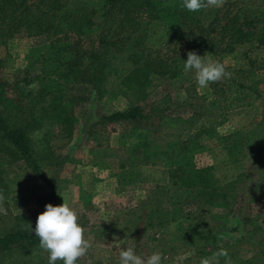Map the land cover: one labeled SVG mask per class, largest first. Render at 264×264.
I'll return each instance as SVG.
<instances>
[{
	"label": "trees",
	"instance_id": "obj_1",
	"mask_svg": "<svg viewBox=\"0 0 264 264\" xmlns=\"http://www.w3.org/2000/svg\"><path fill=\"white\" fill-rule=\"evenodd\" d=\"M181 3L0 0V46L22 33L36 40L32 62L13 82L0 79V204H10L13 212L19 211L17 218H25L24 211L37 201L41 209L33 229L47 204L59 205L58 175L51 180L46 170L55 168L52 143L74 137L76 109L90 98L79 95L76 87L85 84L100 98L133 100L126 109L102 115L90 126L88 139L97 142L105 158L116 159L123 186L154 184L143 206L156 224L175 225L197 251L207 252L216 211L225 223L242 210L241 193L229 185L232 180L220 186L218 168L228 161L237 163L244 150L251 157H264V91L242 79H224L209 85L215 98L203 104L190 72L193 77L182 84L190 115L175 114L169 94L151 106L139 101L163 81L183 75L189 51L223 63L225 55L253 43L243 57L250 70L264 69V0H225L222 7L199 12H189ZM235 114L246 115L249 123L229 135L220 133L219 126ZM129 120L144 123L134 145L113 147L109 133L98 130L103 124ZM130 148H135L133 154ZM204 151L216 162L199 166L196 157ZM221 154L228 159L220 161ZM248 234L264 253V227L255 226ZM38 245L30 227L0 233V264H48V254ZM40 251L44 254H36ZM259 261L261 256L254 255L242 264ZM78 264L86 263L80 259Z\"/></svg>",
	"mask_w": 264,
	"mask_h": 264
},
{
	"label": "rangeland",
	"instance_id": "obj_2",
	"mask_svg": "<svg viewBox=\"0 0 264 264\" xmlns=\"http://www.w3.org/2000/svg\"><path fill=\"white\" fill-rule=\"evenodd\" d=\"M35 42V38L22 33L0 46L2 81L6 84L13 82L15 74L32 62L31 51L35 47ZM251 46L253 43L241 45L235 52L224 56L223 63L231 73V78H225V81L229 82L233 78L242 79L243 83L264 91V69L250 70L248 60L243 57ZM240 68L245 69L246 72L243 74L238 72ZM191 77L193 75L190 73H183L178 78L165 80L146 100L139 102L151 106L156 100L169 94L176 103L174 113L188 116L191 108L184 104L186 94L182 84ZM76 92L90 98L76 109L79 124L76 126L74 137L70 141L52 143L57 155L53 161L55 168L47 169L46 173L51 180H54V173L58 175L56 182L59 205L63 203V197L68 200L70 207L78 214L79 223L85 229V237L91 243L87 255L81 258L83 263L119 264L120 250L131 246L143 257L150 256L154 252L161 253L163 257L161 264H200L201 258L210 257L221 247L227 249L232 264H242L243 260L250 259L254 255L261 256L262 261H259V264H264V253L255 248L253 241L247 238L252 237L248 234L250 229L259 225L264 227V157H251L244 150V156L241 155L237 163L228 161L222 170L218 168L217 177L221 181L220 186L224 187L226 182L232 180L229 185L241 193L239 204L242 205V210L239 209L235 217L232 216L231 220L225 223L216 211V217L211 221L210 238L211 244L216 245L217 248L214 249L210 244L206 253H200L191 245L192 240L183 239L175 225L162 222L156 224V219L153 220L146 214L149 208L143 205L154 184L139 181L134 187L123 186L118 177L121 170L116 159L105 158L97 142L88 139L90 126L102 115L126 109L133 100L125 96L112 98L109 95L100 98L90 86L85 84L78 85ZM198 93L203 104H209L215 98L210 86L198 88ZM248 123L246 115L235 114L218 129L220 133L229 135ZM143 126L144 123L129 120L103 124L98 130L107 131L110 144L118 147L125 142L136 144L138 139L135 133L144 129ZM158 141L164 145L165 141L162 137H158ZM134 151L135 148L129 149L130 154ZM196 158L199 166L216 162L206 151ZM218 158L220 161L228 159L223 154ZM235 176L240 179L235 180ZM130 177L129 173L126 174L125 180ZM223 178L228 180L224 181ZM40 209L37 201H33L24 211L27 216L17 218L19 211L13 212L10 204H0V233L9 229L29 228L30 224L35 223L34 216ZM235 223L238 229L232 231L230 227L235 226ZM36 254L43 255L44 252L40 251ZM220 264H225L223 257L220 258Z\"/></svg>",
	"mask_w": 264,
	"mask_h": 264
},
{
	"label": "clouds",
	"instance_id": "obj_3",
	"mask_svg": "<svg viewBox=\"0 0 264 264\" xmlns=\"http://www.w3.org/2000/svg\"><path fill=\"white\" fill-rule=\"evenodd\" d=\"M224 3L225 0H182L181 7L189 12H199L222 7ZM183 72H194L195 82L200 89L231 78V73L226 71L222 62L212 61L207 58V54L200 56L193 51L187 54ZM3 200L4 196L0 194V202ZM29 226L39 239V248L48 254V264H78L91 248L90 241L85 237V229L79 223L77 212L64 197L61 205H46V210L38 215L34 229L31 224ZM221 257L224 258L225 264H232L227 249L222 247L210 257L201 258L200 264H220ZM162 258L159 252L143 257L131 246L119 252V264H161Z\"/></svg>",
	"mask_w": 264,
	"mask_h": 264
},
{
	"label": "crops",
	"instance_id": "obj_4",
	"mask_svg": "<svg viewBox=\"0 0 264 264\" xmlns=\"http://www.w3.org/2000/svg\"><path fill=\"white\" fill-rule=\"evenodd\" d=\"M117 163V162H116Z\"/></svg>",
	"mask_w": 264,
	"mask_h": 264
}]
</instances>
